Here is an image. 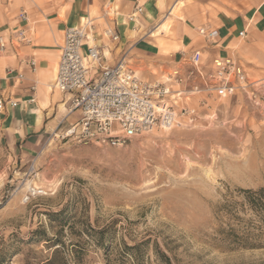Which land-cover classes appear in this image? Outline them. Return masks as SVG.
<instances>
[{"label": "rangeland", "instance_id": "obj_1", "mask_svg": "<svg viewBox=\"0 0 264 264\" xmlns=\"http://www.w3.org/2000/svg\"><path fill=\"white\" fill-rule=\"evenodd\" d=\"M130 56L143 78L170 72L167 54ZM207 99L194 125L122 147L49 135L23 158L0 143V263L264 264V218L241 192L264 186V120Z\"/></svg>", "mask_w": 264, "mask_h": 264}, {"label": "crops", "instance_id": "obj_2", "mask_svg": "<svg viewBox=\"0 0 264 264\" xmlns=\"http://www.w3.org/2000/svg\"><path fill=\"white\" fill-rule=\"evenodd\" d=\"M137 6L143 10L133 18ZM23 12L27 20L21 18ZM87 18L93 19L94 31L82 52L102 44L106 65L128 50L147 57L167 54L171 70L174 61L197 50L206 63L237 57L253 78H264V0H0V37L7 41L0 50V98L6 100L0 109V143L23 158L37 154L67 116L70 95L54 86L61 48L66 29ZM169 20V29L161 30ZM107 27L118 32V42L103 35ZM201 27L216 29L217 37L207 41L199 34ZM80 116L75 111L66 126Z\"/></svg>", "mask_w": 264, "mask_h": 264}, {"label": "built area", "instance_id": "obj_3", "mask_svg": "<svg viewBox=\"0 0 264 264\" xmlns=\"http://www.w3.org/2000/svg\"><path fill=\"white\" fill-rule=\"evenodd\" d=\"M142 10L137 6L132 17ZM20 16L27 20L26 13ZM93 31L92 18L65 31L54 86L70 95V104L67 116L50 138L122 147L157 128L194 125L200 114L196 102L204 106L211 97H242L264 120V78H253L239 58L216 57L206 63L196 50L174 61L163 78L146 79L134 69L128 50L113 65L105 64L102 44L89 45L84 55V41ZM198 31L207 41L218 35L216 29L201 27ZM103 35L113 42L120 39L110 27L105 28ZM240 35L245 36L244 32ZM19 37L24 39L22 33ZM6 42L0 37V50L5 49ZM30 63L35 71L36 61ZM9 102L13 107L18 105L17 101ZM5 104L6 100L0 98V109ZM75 111H80L81 116L66 126L67 118ZM29 170L36 171L34 162ZM35 193L33 188L29 194Z\"/></svg>", "mask_w": 264, "mask_h": 264}, {"label": "trees", "instance_id": "obj_4", "mask_svg": "<svg viewBox=\"0 0 264 264\" xmlns=\"http://www.w3.org/2000/svg\"><path fill=\"white\" fill-rule=\"evenodd\" d=\"M241 192L244 197V204L257 216L264 218V186L258 189H242Z\"/></svg>", "mask_w": 264, "mask_h": 264}, {"label": "bare ground", "instance_id": "obj_5", "mask_svg": "<svg viewBox=\"0 0 264 264\" xmlns=\"http://www.w3.org/2000/svg\"><path fill=\"white\" fill-rule=\"evenodd\" d=\"M178 5V4H177ZM176 9V8H175ZM174 10V9H173ZM175 11V10H174ZM177 13V12H176ZM173 15V14H172ZM169 25H170V20L166 21L165 23H163L162 25V29L161 30H165L167 31L169 29Z\"/></svg>", "mask_w": 264, "mask_h": 264}]
</instances>
